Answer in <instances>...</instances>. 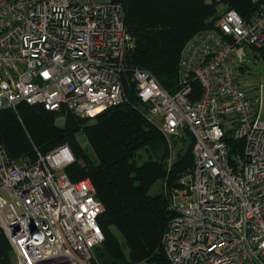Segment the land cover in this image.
<instances>
[{
	"label": "built area",
	"instance_id": "2783aa9c",
	"mask_svg": "<svg viewBox=\"0 0 264 264\" xmlns=\"http://www.w3.org/2000/svg\"><path fill=\"white\" fill-rule=\"evenodd\" d=\"M252 2L248 19L226 8L187 40L170 91L128 64L135 39L120 2L0 0V110L27 103L93 117L127 101V78L164 135L194 138L162 236L172 264H264V117L241 83L264 47V0ZM74 161L69 145L30 160L0 143V228L14 264H99L104 204L90 179L69 177Z\"/></svg>",
	"mask_w": 264,
	"mask_h": 264
},
{
	"label": "trees",
	"instance_id": "16d2710c",
	"mask_svg": "<svg viewBox=\"0 0 264 264\" xmlns=\"http://www.w3.org/2000/svg\"><path fill=\"white\" fill-rule=\"evenodd\" d=\"M116 1L123 5L127 30L135 39L128 64L151 71L170 91L178 88L183 46L217 17L221 4L236 9L246 19L255 10L252 0ZM259 50L264 55V47ZM124 84L127 101L123 104L93 117L68 111L61 124V113L39 104L21 103L16 110L2 109L0 143L13 158L30 160L69 145L75 155V161L66 168L69 177L73 181L90 179L104 204L99 223L105 239L94 250L99 264H172L162 236L174 215L170 209L173 189L183 185L191 172L186 171L194 166V143L184 148L169 169L166 138L147 118L133 84L127 78ZM80 134L87 139L88 149L82 147ZM142 149L161 154L139 163ZM161 180L171 188L169 197L162 190L151 192ZM0 264H14L13 248L2 228Z\"/></svg>",
	"mask_w": 264,
	"mask_h": 264
},
{
	"label": "rangeland",
	"instance_id": "374dc122",
	"mask_svg": "<svg viewBox=\"0 0 264 264\" xmlns=\"http://www.w3.org/2000/svg\"><path fill=\"white\" fill-rule=\"evenodd\" d=\"M219 13L222 12L223 10H225L227 8V5L225 4H221L219 6ZM218 16V14L216 15ZM213 19H211L210 21H212ZM260 82H263L264 84V61L261 62L260 64H258L255 67H251V71L249 73H244L241 76V83L248 89L252 90V91H256V89L254 88L256 84H259ZM129 101V100H128ZM64 117L65 115H59V123L61 124L64 121ZM156 125V124H155ZM157 126V125H156ZM158 127V126H157ZM162 133V132H161ZM162 135L166 138L167 143H168V148H169V155L167 157V165L168 168L170 169L171 165L173 164V162H175V160L177 159L178 155L182 153V151L184 152L188 146H191V142L194 143V138L191 135V133L189 132H184L180 135L177 136H166L162 133ZM79 141L82 145L83 148L88 149V143H87V139L85 138V136H83L82 134H80L79 136ZM186 147V148H185ZM185 148V150H184ZM183 149V150H182ZM140 156L138 157V162L142 163L143 161L147 160L149 158L150 155H154L157 156L158 154L160 155L161 152L160 151H146L145 149H142L139 151ZM193 164L192 166L186 171L189 172L190 170H192ZM184 173V175L186 174ZM173 188H175V186H173ZM166 193L167 196L169 197L170 195V186L169 184L166 182V180H161L158 181L152 188L151 192L152 193H157L159 191H161ZM171 209V208H170ZM121 241L125 244V240L124 238L120 235ZM126 247V244H125ZM14 252H13V260H14ZM141 264H147L146 262H143Z\"/></svg>",
	"mask_w": 264,
	"mask_h": 264
},
{
	"label": "crops",
	"instance_id": "0c3cea01",
	"mask_svg": "<svg viewBox=\"0 0 264 264\" xmlns=\"http://www.w3.org/2000/svg\"><path fill=\"white\" fill-rule=\"evenodd\" d=\"M264 61V55L261 53V51L258 50H253L250 55H249V61L245 67L244 73H249L251 71V67H255L261 62ZM256 93H258L259 98H260V106L259 110L261 115L264 117V84L263 82H260L259 84H256L255 87Z\"/></svg>",
	"mask_w": 264,
	"mask_h": 264
},
{
	"label": "water",
	"instance_id": "95a60500",
	"mask_svg": "<svg viewBox=\"0 0 264 264\" xmlns=\"http://www.w3.org/2000/svg\"><path fill=\"white\" fill-rule=\"evenodd\" d=\"M12 224H14V225H15V222H13Z\"/></svg>",
	"mask_w": 264,
	"mask_h": 264
},
{
	"label": "bare ground",
	"instance_id": "6f19581e",
	"mask_svg": "<svg viewBox=\"0 0 264 264\" xmlns=\"http://www.w3.org/2000/svg\"><path fill=\"white\" fill-rule=\"evenodd\" d=\"M97 111H100V109H98Z\"/></svg>",
	"mask_w": 264,
	"mask_h": 264
}]
</instances>
